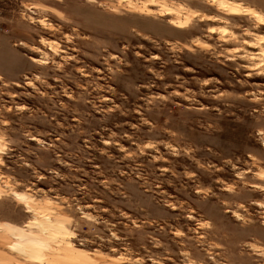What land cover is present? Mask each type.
<instances>
[{"label": "rangeland", "instance_id": "374dc122", "mask_svg": "<svg viewBox=\"0 0 264 264\" xmlns=\"http://www.w3.org/2000/svg\"><path fill=\"white\" fill-rule=\"evenodd\" d=\"M0 264H264V0H0Z\"/></svg>", "mask_w": 264, "mask_h": 264}, {"label": "bare ground", "instance_id": "6f19581e", "mask_svg": "<svg viewBox=\"0 0 264 264\" xmlns=\"http://www.w3.org/2000/svg\"><path fill=\"white\" fill-rule=\"evenodd\" d=\"M223 4V3H222ZM223 6V5H222Z\"/></svg>", "mask_w": 264, "mask_h": 264}]
</instances>
